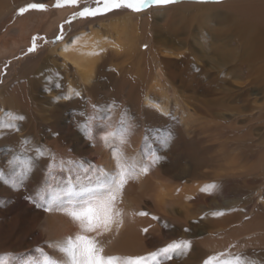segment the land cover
<instances>
[{"label": "bare ground", "instance_id": "1", "mask_svg": "<svg viewBox=\"0 0 264 264\" xmlns=\"http://www.w3.org/2000/svg\"><path fill=\"white\" fill-rule=\"evenodd\" d=\"M32 1L44 0H0V24ZM20 34L14 27L5 38L16 44ZM32 63L0 84V264H70L63 248L79 225L35 202L41 193L45 201L53 194L66 201L68 190L95 187L120 163L138 175L123 190L119 232L96 237L106 255L147 256L191 241L186 254L158 264L238 256L264 264V132L248 136L255 147L244 159L253 165L242 163L241 152L227 158L225 131L236 122H224L222 97H195L220 91L225 76L264 94V0L114 11ZM202 74L217 76L210 88L194 78ZM211 137L215 144L206 145ZM153 154L163 160L154 163Z\"/></svg>", "mask_w": 264, "mask_h": 264}, {"label": "snow or ice", "instance_id": "2", "mask_svg": "<svg viewBox=\"0 0 264 264\" xmlns=\"http://www.w3.org/2000/svg\"><path fill=\"white\" fill-rule=\"evenodd\" d=\"M179 2L180 0H95V6L84 7L76 15L82 19H89L118 10L141 13L151 7H163ZM200 2H209V0H200ZM212 2H219V0H212ZM78 4L79 0H56V7L77 6ZM44 9V4L32 3L27 7H21L19 14L23 15L29 10ZM61 39H63V31L56 37V41ZM33 51H35L34 46L28 49L29 53ZM76 95L79 96L80 93H76ZM79 130L87 132V128L82 124L79 125ZM121 142L123 143V140ZM165 143L167 144V140ZM162 160L163 157L153 154L154 163H159ZM68 163L72 164V161H68ZM76 166L84 167L82 164ZM117 167V174L102 177L95 187L84 190H68L64 194L66 201L59 194H53L50 199L45 201L41 193L35 202L38 209L45 212H53L58 209L79 225L80 233L74 238L70 237L63 248L70 264H158V258L171 260L173 255L186 254L191 249V241L170 243L157 252L149 253L147 256L105 254L104 243L96 237L113 231L119 232L124 224L125 217V212L120 207L123 190L138 175L134 167L125 163H120ZM141 171L147 174V168L141 169ZM29 199L31 202V197ZM137 214L139 216L149 215L145 211ZM152 219L155 220L157 217L153 216ZM143 231L146 233L148 229L144 228ZM93 233L95 235H92ZM205 264H250V262L239 256L224 261H219L216 257H210L205 261Z\"/></svg>", "mask_w": 264, "mask_h": 264}, {"label": "rangeland", "instance_id": "3", "mask_svg": "<svg viewBox=\"0 0 264 264\" xmlns=\"http://www.w3.org/2000/svg\"><path fill=\"white\" fill-rule=\"evenodd\" d=\"M32 3H42L45 5V9L29 10L23 15L19 14V9L21 7H27ZM93 6H95V0H79V4L77 6L69 5L62 7H56V0H44L42 2L32 1L12 10L11 14H9V16H7L6 19L0 24V48H3L2 50H4L6 53L0 55V84L2 83L3 77L9 73L10 70L13 69L17 71L22 68L24 63L28 64L27 66L33 69L35 66L33 64L34 62L32 63L34 58L45 53L49 47H53L57 42L56 37L61 34V31H63V37H65L77 32L80 28L86 26L93 19L103 17L97 16L95 18L82 19L76 15L84 7ZM53 20L55 22H53ZM14 27H19L24 34L22 36L20 34V36L23 38L21 40L18 39L16 44L12 43L13 38H5L8 30ZM22 45L24 46V49L22 51L18 50L17 47H23ZM33 46L35 47V51L29 53L28 49L32 48ZM194 78L201 81L204 87L210 88V83H213L217 76L214 74H202L196 75ZM225 78H227V82L223 85L221 90L219 89L222 91V93H218L220 91H215L214 94L207 93L204 95L203 93L198 92L195 94V97L205 101H213L214 99L222 97L223 112L226 116H224V120L226 119L224 122L227 121L226 125L234 124L236 122V125L234 124L235 129L230 127L228 131H225V135L227 136L226 143L228 145L225 149L226 157H230V155L233 153V156L230 158H235L242 153V163L253 165V162L255 161L254 159L249 157L248 162L244 158H247V153L249 152L251 154V152H253V148L255 147L254 143L252 144V148L251 143H247L252 141V139L248 136L251 135L258 138L260 132H264V118H261V116H264V94L262 89H257L254 87L249 88L247 86L248 82L246 84H242L244 82L243 80L231 79L227 76H225ZM6 79L8 80V78ZM9 80H11V78ZM249 89L251 90V93L248 95L247 91ZM246 94L248 96L244 97ZM196 104L198 103L196 102ZM254 108L257 110H254ZM235 111H239V115L235 114ZM233 113L234 116H232ZM255 115L259 116L256 118ZM131 117L135 118L131 114L126 115L127 119ZM254 137L252 138L254 139ZM215 142L216 139L211 137L209 138V141H206L205 144L214 145ZM255 144H257V141ZM236 146L238 147L237 150H235ZM197 147H202L201 143H198ZM210 154V156L213 158L215 152L213 151V153Z\"/></svg>", "mask_w": 264, "mask_h": 264}]
</instances>
